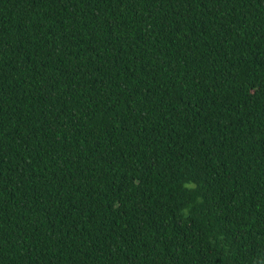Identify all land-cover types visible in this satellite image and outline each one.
Wrapping results in <instances>:
<instances>
[{
  "label": "trees",
  "instance_id": "obj_1",
  "mask_svg": "<svg viewBox=\"0 0 264 264\" xmlns=\"http://www.w3.org/2000/svg\"><path fill=\"white\" fill-rule=\"evenodd\" d=\"M0 264H264V0H0Z\"/></svg>",
  "mask_w": 264,
  "mask_h": 264
}]
</instances>
